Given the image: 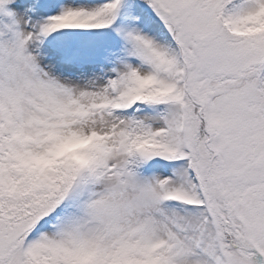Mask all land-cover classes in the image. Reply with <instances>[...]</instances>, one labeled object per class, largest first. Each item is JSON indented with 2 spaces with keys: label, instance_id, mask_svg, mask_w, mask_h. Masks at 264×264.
Instances as JSON below:
<instances>
[{
  "label": "snow or ice",
  "instance_id": "6c2138e0",
  "mask_svg": "<svg viewBox=\"0 0 264 264\" xmlns=\"http://www.w3.org/2000/svg\"><path fill=\"white\" fill-rule=\"evenodd\" d=\"M0 264H264V0H0Z\"/></svg>",
  "mask_w": 264,
  "mask_h": 264
}]
</instances>
